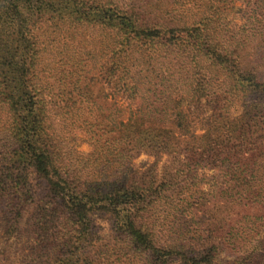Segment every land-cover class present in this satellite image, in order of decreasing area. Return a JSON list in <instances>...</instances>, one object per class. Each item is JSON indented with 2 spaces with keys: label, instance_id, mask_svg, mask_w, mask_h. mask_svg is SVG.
Here are the masks:
<instances>
[{
  "label": "trees",
  "instance_id": "trees-1",
  "mask_svg": "<svg viewBox=\"0 0 264 264\" xmlns=\"http://www.w3.org/2000/svg\"><path fill=\"white\" fill-rule=\"evenodd\" d=\"M116 98L137 101L133 124ZM136 151L184 158L158 178ZM263 221L264 0H0V264L9 239L17 264H258Z\"/></svg>",
  "mask_w": 264,
  "mask_h": 264
},
{
  "label": "rangeland",
  "instance_id": "rangeland-1",
  "mask_svg": "<svg viewBox=\"0 0 264 264\" xmlns=\"http://www.w3.org/2000/svg\"><path fill=\"white\" fill-rule=\"evenodd\" d=\"M77 35V34H76ZM84 35V40L85 41H90L94 36H91L88 32H83ZM78 38V36H76ZM70 51H73L72 48H69ZM73 55H77L76 53H73ZM80 57V55H78ZM88 58H91V60L97 59L96 54L91 53L90 55L87 56ZM49 58V57H48ZM78 58V57H77ZM91 85V90L94 94H104L107 95V101L109 103H112V97L111 93L112 90L110 89L111 85L108 83H105L103 81H99L94 83L92 81ZM83 84H81V87ZM80 87H77V89H74L72 92L77 94L79 91ZM102 92V93H101ZM100 95V96H102ZM117 99V98H116ZM118 107L121 108L122 112L121 113V119L123 123H129L133 124L134 120L136 119L138 115V105L137 101L133 102H127L122 99H117L115 101ZM240 108L238 107L234 111V115H238L240 112ZM207 110V115L210 113L209 108H205ZM181 121L182 124L186 126V134L188 135H193V136H198L202 134L201 126L197 122V120L200 118V113L203 111V109L200 110H195L194 108H188L187 106H183L181 108ZM199 113V114H198ZM73 119H69V122H72ZM164 127L166 129L171 130V137L173 136L174 138H178L179 141L185 140L186 136L183 131H181L178 127H176L173 123H166L164 124ZM69 130V132H68ZM63 138L64 142L66 143L67 147L72 149L73 151L79 153V154H87L91 150V140L90 136L81 128H70L66 127L65 130H63ZM170 138V137H169ZM182 154L179 156H174L173 154H167V153H161L159 155H155L152 152L148 151H136L133 153V158L131 159L132 164L134 167L139 171V172H145L151 167L154 168L155 172L158 175V178L164 177L165 174L172 175L174 174V166L176 163L183 161ZM197 172L199 174H203L206 178L211 177L212 175L215 174L213 169L206 168V167H199L197 168ZM201 188L205 189L208 187L207 183H205V180L200 183ZM32 185L34 187V190L39 192V190L42 188V184L38 180H33ZM206 191V190H205ZM95 225L96 227H99V235L103 238V241L107 243L111 239V232L109 230V225L108 222L105 221L103 218H95ZM258 239L262 241L263 246H264V221L261 225V228L259 230V236ZM14 239H9L7 243L10 245V247H7V253L10 255L9 256V264H17L18 262V253L23 246V241H18L16 244L13 245ZM258 264H264V251L262 252L261 258L259 259Z\"/></svg>",
  "mask_w": 264,
  "mask_h": 264
}]
</instances>
